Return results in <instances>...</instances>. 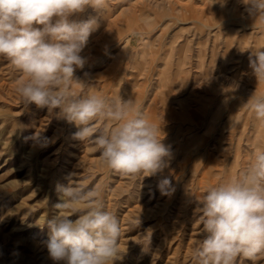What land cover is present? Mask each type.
<instances>
[{
	"label": "rangeland",
	"instance_id": "obj_1",
	"mask_svg": "<svg viewBox=\"0 0 264 264\" xmlns=\"http://www.w3.org/2000/svg\"><path fill=\"white\" fill-rule=\"evenodd\" d=\"M215 3L106 0L99 13L89 7L78 14L101 19L82 53L88 63L74 74L82 81L71 90L131 98L161 126L173 153L164 172L175 187L170 197L157 189L159 175L108 169L93 144L73 138V124L23 104L15 91L21 74L0 59V264H53L46 222L56 214L55 185L70 172L86 190L99 189L104 208L119 219L124 258L116 264H195L202 224L189 196L237 178L264 149V123L247 102L264 95V80L246 74L249 51L264 47V23L253 22L239 0ZM35 132L51 142L25 139ZM236 264H264V254Z\"/></svg>",
	"mask_w": 264,
	"mask_h": 264
},
{
	"label": "clouds",
	"instance_id": "obj_2",
	"mask_svg": "<svg viewBox=\"0 0 264 264\" xmlns=\"http://www.w3.org/2000/svg\"><path fill=\"white\" fill-rule=\"evenodd\" d=\"M216 3L224 7L227 0ZM239 3L253 22L264 23V0ZM105 5L106 0H0V59L21 74L15 91L23 104L46 108L73 124L78 129L73 138L93 144L108 169L143 179L159 175L157 189L170 197L175 187L164 172L173 153L160 138L161 126L146 118L131 98L97 93L78 97L71 90L73 81H82L74 74L88 63L82 53L101 19H79L78 14L89 7L99 13ZM248 61L246 74L264 80V47L249 51ZM247 102L256 120L264 123V95L252 94ZM25 139L41 147L51 142L42 132ZM77 176L70 172L66 183L55 185L56 214L46 222L44 241L48 257L53 264H116L124 258L119 219L104 208L99 189L86 190ZM189 198L202 224L193 250L195 264H236L238 257L254 260L264 254V149L253 152L237 178Z\"/></svg>",
	"mask_w": 264,
	"mask_h": 264
}]
</instances>
